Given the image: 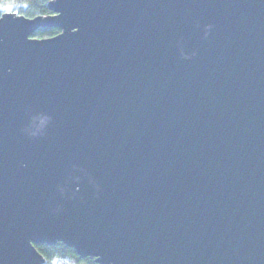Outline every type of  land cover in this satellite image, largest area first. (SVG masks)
<instances>
[{"label": "water", "instance_id": "obj_1", "mask_svg": "<svg viewBox=\"0 0 264 264\" xmlns=\"http://www.w3.org/2000/svg\"><path fill=\"white\" fill-rule=\"evenodd\" d=\"M49 9L0 18V264H264V0Z\"/></svg>", "mask_w": 264, "mask_h": 264}, {"label": "trees", "instance_id": "obj_2", "mask_svg": "<svg viewBox=\"0 0 264 264\" xmlns=\"http://www.w3.org/2000/svg\"><path fill=\"white\" fill-rule=\"evenodd\" d=\"M50 0H0V18L7 12H14L28 18L51 14ZM58 28H40L33 33L35 38H48L57 35ZM37 249L46 259L44 264H98L93 257L81 258L75 249L59 242L55 245L38 244Z\"/></svg>", "mask_w": 264, "mask_h": 264}]
</instances>
